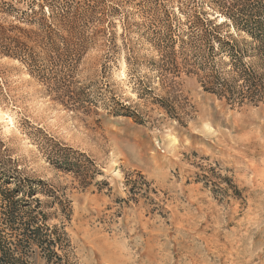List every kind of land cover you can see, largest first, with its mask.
<instances>
[{
	"label": "rangeland",
	"instance_id": "rangeland-1",
	"mask_svg": "<svg viewBox=\"0 0 264 264\" xmlns=\"http://www.w3.org/2000/svg\"><path fill=\"white\" fill-rule=\"evenodd\" d=\"M35 1L0 0V24L13 21L6 4L14 15ZM93 1L60 0L77 10L75 33L61 35L85 47L60 83L0 55V167L68 206L39 197L66 234L61 264H264V104L229 105L185 72L161 78L134 26L140 0H101L120 6L112 25ZM59 156L80 169H56Z\"/></svg>",
	"mask_w": 264,
	"mask_h": 264
},
{
	"label": "trees",
	"instance_id": "trees-1",
	"mask_svg": "<svg viewBox=\"0 0 264 264\" xmlns=\"http://www.w3.org/2000/svg\"><path fill=\"white\" fill-rule=\"evenodd\" d=\"M158 1L140 0L135 5L144 21L134 26L144 28L142 37L158 53V61L151 64L161 78L165 73L178 77L185 72L199 76L205 92L229 105L264 104V0ZM188 1L195 6L186 8ZM93 2L89 8L109 17L112 25L120 6L100 9L102 1ZM172 2H177V12L167 6ZM5 7L3 13L13 21L0 24V55L25 63L49 88L63 80L65 74L59 77L60 73L75 70L84 43L61 33H75L76 9L62 6L60 0H36L14 15L11 5ZM219 16L225 21L218 23ZM240 34L245 38L239 40ZM105 41L109 49L111 39ZM65 96L73 99L72 92ZM52 162L64 172L80 169L76 161L64 156ZM40 196L49 200L48 206H58L62 214L68 208L44 182L25 177L16 168L0 167V264H31L35 255L47 263H62L66 234L48 225L47 205Z\"/></svg>",
	"mask_w": 264,
	"mask_h": 264
}]
</instances>
